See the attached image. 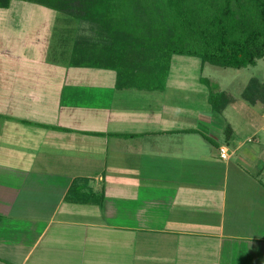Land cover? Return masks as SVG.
<instances>
[{"label": "crops", "instance_id": "obj_1", "mask_svg": "<svg viewBox=\"0 0 264 264\" xmlns=\"http://www.w3.org/2000/svg\"><path fill=\"white\" fill-rule=\"evenodd\" d=\"M7 22L0 99L19 116L0 128V264H97L110 251L112 264H264V103L251 134L226 108L186 117L167 86L69 67L71 47L66 67L45 26Z\"/></svg>", "mask_w": 264, "mask_h": 264}, {"label": "trees", "instance_id": "obj_2", "mask_svg": "<svg viewBox=\"0 0 264 264\" xmlns=\"http://www.w3.org/2000/svg\"><path fill=\"white\" fill-rule=\"evenodd\" d=\"M12 1L0 0V9ZM24 1L66 12L78 23L69 64L114 69L129 87L165 88L175 54L233 68L264 58V0ZM221 96L223 102L213 104L217 111L234 100ZM243 97L264 103V81L252 77Z\"/></svg>", "mask_w": 264, "mask_h": 264}, {"label": "rangeland", "instance_id": "obj_3", "mask_svg": "<svg viewBox=\"0 0 264 264\" xmlns=\"http://www.w3.org/2000/svg\"><path fill=\"white\" fill-rule=\"evenodd\" d=\"M0 16L2 17L0 20H7V23H9L8 26L10 27H13L10 23L22 24V21L23 24H28V31L31 29V31H33V28L45 26L41 37L48 40V47L46 48H48V50L49 48L52 49V51H49V57L56 58L61 65H67L66 61L70 57V53H66V50L70 47L72 48V39L76 35L79 25L75 21H70L69 17L71 16L66 12L50 9L31 1L13 0L10 7L0 9ZM30 22L35 25H31ZM44 22H48V24L45 25ZM26 33L27 31H25V34ZM18 37L19 36H16L12 42L16 43ZM35 40V42H38V36L36 35ZM13 43H11L10 46H14L15 44ZM27 43L29 44L24 45L23 50L33 47L38 51L39 47L37 43H33V45L32 42L27 41ZM39 43L42 47V41ZM2 44V40H0V47ZM16 45L18 46V44ZM27 50L30 53H35L31 49ZM67 66L70 67L73 65L69 64ZM252 77H258L264 81V58L260 59L256 65L233 68L203 62V60L197 56L175 54L172 57V64L165 86L168 87V92L170 93V103L176 102V106L184 104L186 107L184 115L191 118L197 116L196 112L199 108L212 106V108L215 109L213 104L217 105L223 102L224 98L221 96L222 92L233 95L234 100L225 107L226 111L224 115L228 117V123H231L233 127H235L237 133L239 131L244 134L249 131L248 133L251 134L254 132V129L259 128V123L263 122L260 107L253 105L243 97V91ZM7 102L6 100L1 101L0 99V128L4 123L3 120L5 119L3 118L6 114L10 118L19 116L16 112L5 111V104ZM216 110L217 109H215V111ZM258 134V137L263 136L264 138V131L262 129ZM224 138H227L226 131ZM228 145L230 149L233 150L234 144L230 142ZM2 153L3 152L0 150V161H9V159L6 158L7 153L5 152L6 154L4 155ZM36 153L37 152H33V155ZM42 153L49 154V152ZM105 247L106 244L102 243L99 246V252L101 253V249ZM110 260L111 251L100 257L97 264H112ZM82 262L78 263L81 264Z\"/></svg>", "mask_w": 264, "mask_h": 264}, {"label": "built area", "instance_id": "obj_4", "mask_svg": "<svg viewBox=\"0 0 264 264\" xmlns=\"http://www.w3.org/2000/svg\"><path fill=\"white\" fill-rule=\"evenodd\" d=\"M220 153L222 158H228L229 157V152L227 146H221L220 147Z\"/></svg>", "mask_w": 264, "mask_h": 264}]
</instances>
